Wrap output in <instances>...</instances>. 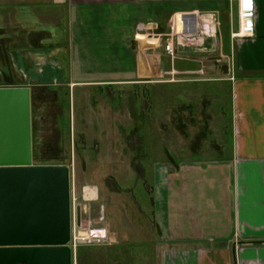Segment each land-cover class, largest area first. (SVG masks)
<instances>
[{"label": "rangeland", "instance_id": "374dc122", "mask_svg": "<svg viewBox=\"0 0 264 264\" xmlns=\"http://www.w3.org/2000/svg\"><path fill=\"white\" fill-rule=\"evenodd\" d=\"M195 15L186 21L97 12L71 19L67 29L64 15L52 21L60 43L72 46L71 79L32 89L33 163L71 169L73 264H168L170 250L180 247L161 231L157 178L183 164L232 157L228 69L230 41L239 30L236 12ZM184 23L187 30L179 29ZM15 29H0V48L5 31L28 32ZM144 42H153L146 52L156 50L171 72L160 78L168 83L128 82L130 54ZM0 55L10 58L8 49ZM1 59L5 83H22V71ZM105 78H118V84L75 82Z\"/></svg>", "mask_w": 264, "mask_h": 264}, {"label": "crops", "instance_id": "0c3cea01", "mask_svg": "<svg viewBox=\"0 0 264 264\" xmlns=\"http://www.w3.org/2000/svg\"><path fill=\"white\" fill-rule=\"evenodd\" d=\"M254 4L253 35L234 37L229 47L232 157L183 164L157 178L161 231L166 241L180 247L170 250L168 264L172 256L174 264H182V257L189 264H264V0H254ZM238 8L233 0H0V29L16 30L19 25L28 30L19 36L5 31L3 39L7 40L0 49H8L10 58L0 55V87L28 86L32 98L34 87L70 82L72 46L64 37L60 43L58 26L52 22L63 15L66 29L71 19L97 12L103 18H116L120 12L125 19L158 20L229 11L236 12L238 25ZM63 9L67 15L61 14ZM116 42L111 49L118 59ZM147 44L130 54L134 69L128 82L168 83L160 78L171 72L165 71L156 50L146 52ZM1 58L22 71V83H5ZM75 82L117 85L118 78Z\"/></svg>", "mask_w": 264, "mask_h": 264}, {"label": "water", "instance_id": "95a60500", "mask_svg": "<svg viewBox=\"0 0 264 264\" xmlns=\"http://www.w3.org/2000/svg\"><path fill=\"white\" fill-rule=\"evenodd\" d=\"M31 102L0 87V264H73L71 169L34 165Z\"/></svg>", "mask_w": 264, "mask_h": 264}, {"label": "built area", "instance_id": "2783aa9c", "mask_svg": "<svg viewBox=\"0 0 264 264\" xmlns=\"http://www.w3.org/2000/svg\"><path fill=\"white\" fill-rule=\"evenodd\" d=\"M233 1H236L239 5V8H238L239 30H238V32H236L234 34V37L253 35L254 28H255V22H254L255 4H254V0H233ZM197 16H198V14H197ZM197 16H196V18H197ZM181 30H187L186 26H183L181 28ZM182 33H183V31H182ZM182 39H183V36H179V43L182 42ZM168 46H169L168 48H170L171 44H169ZM72 227H73V213H72ZM72 233H73V230H72ZM71 240H72V237H71Z\"/></svg>", "mask_w": 264, "mask_h": 264}, {"label": "flooded vegetation", "instance_id": "af4514ba", "mask_svg": "<svg viewBox=\"0 0 264 264\" xmlns=\"http://www.w3.org/2000/svg\"><path fill=\"white\" fill-rule=\"evenodd\" d=\"M195 18H196V15H190V18H186L185 20L186 21H188L187 19H191L192 21H195ZM177 19H179V18H177ZM158 24V23H157ZM184 26H186V24L184 23ZM190 27H192V26H190ZM179 29H181V27H179Z\"/></svg>", "mask_w": 264, "mask_h": 264}, {"label": "trees", "instance_id": "16d2710c", "mask_svg": "<svg viewBox=\"0 0 264 264\" xmlns=\"http://www.w3.org/2000/svg\"><path fill=\"white\" fill-rule=\"evenodd\" d=\"M158 24H160L158 21H156Z\"/></svg>", "mask_w": 264, "mask_h": 264}]
</instances>
